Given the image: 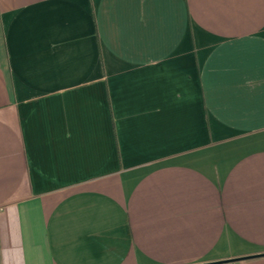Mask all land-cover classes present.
<instances>
[{
    "label": "crops",
    "instance_id": "0c3cea01",
    "mask_svg": "<svg viewBox=\"0 0 264 264\" xmlns=\"http://www.w3.org/2000/svg\"><path fill=\"white\" fill-rule=\"evenodd\" d=\"M261 254L264 0H0V264Z\"/></svg>",
    "mask_w": 264,
    "mask_h": 264
},
{
    "label": "water",
    "instance_id": "95a60500",
    "mask_svg": "<svg viewBox=\"0 0 264 264\" xmlns=\"http://www.w3.org/2000/svg\"><path fill=\"white\" fill-rule=\"evenodd\" d=\"M261 255H264V254H261ZM261 255H254V256H261ZM246 258H251V257H246Z\"/></svg>",
    "mask_w": 264,
    "mask_h": 264
}]
</instances>
